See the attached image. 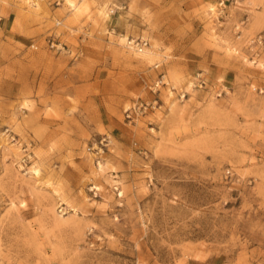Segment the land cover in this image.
<instances>
[{"label":"rangeland","instance_id":"rangeland-1","mask_svg":"<svg viewBox=\"0 0 264 264\" xmlns=\"http://www.w3.org/2000/svg\"><path fill=\"white\" fill-rule=\"evenodd\" d=\"M0 264H264V0H0Z\"/></svg>","mask_w":264,"mask_h":264},{"label":"built area","instance_id":"built-area-1","mask_svg":"<svg viewBox=\"0 0 264 264\" xmlns=\"http://www.w3.org/2000/svg\"><path fill=\"white\" fill-rule=\"evenodd\" d=\"M53 45H56V44L53 43ZM128 45H129L130 48H133V49H135V50H137L139 52H143L146 48L149 47L150 44H149V41L147 39H145V38H138V39H130L129 42H128ZM163 78H164V76H163ZM161 83H164V80L163 79L160 80V81H158L156 83V86L157 87L160 86ZM142 107L147 108L148 105L145 106L143 103H141V104L137 105L135 107V109L137 108V110H138V109H141ZM134 112H135L134 109L131 108L129 110V112L127 113V116H128V118L130 120H133L134 119V117H133L134 116Z\"/></svg>","mask_w":264,"mask_h":264},{"label":"bare ground","instance_id":"bare-ground-1","mask_svg":"<svg viewBox=\"0 0 264 264\" xmlns=\"http://www.w3.org/2000/svg\"><path fill=\"white\" fill-rule=\"evenodd\" d=\"M71 3H73V0H69Z\"/></svg>","mask_w":264,"mask_h":264}]
</instances>
